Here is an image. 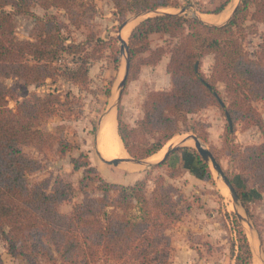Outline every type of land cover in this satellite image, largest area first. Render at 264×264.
<instances>
[{
    "label": "trees",
    "instance_id": "obj_1",
    "mask_svg": "<svg viewBox=\"0 0 264 264\" xmlns=\"http://www.w3.org/2000/svg\"><path fill=\"white\" fill-rule=\"evenodd\" d=\"M111 2L122 25L131 15L179 7L173 0ZM228 4L223 3L215 13H221ZM35 5L54 9L57 14L37 18L33 40H19L15 17L33 14ZM96 11L93 0H0V236L9 254L34 264L40 258L53 264H171L174 246L170 231L182 220L183 210L181 200L165 187L164 176L153 181L151 192L148 176L132 185L111 184L99 176L102 196L94 198L84 190L93 179V167L88 163L79 180L84 199L63 214L60 208L74 200L78 188L68 181H61L54 189L46 181L31 183L30 176L40 170V164L27 156L23 147L48 143L49 135L43 127L63 111L66 101L49 93L17 102L16 111L8 108V100H18V94L3 79H19L37 86L59 77L75 84L85 82L96 59L94 52L106 41L91 33L78 42L71 36V27H87ZM259 25H264V0H240L223 25L208 24L196 16L166 13L148 17L133 29L129 38V77L137 59L140 65L155 66L167 56L170 88L149 92L144 116L136 127L125 123L118 110V135L132 158L153 157L181 133L193 132L204 139V125L191 124L189 116L218 106L233 123V129L227 124L225 138L230 160L240 173L252 179L260 193L264 192V119L257 108L264 102V31L260 32ZM154 35L165 38V45L152 48L150 37ZM250 36L260 40L252 52L245 45ZM119 54L117 49V63ZM207 55L214 59L209 76L201 70ZM67 57L74 67L63 63ZM218 84L224 86V94ZM239 123L244 128L256 126L262 142L237 146L232 136ZM179 150L194 152L202 163L199 176H211L208 164L193 148ZM73 163V170H80L77 160ZM237 194L251 216L244 195ZM233 223L231 254L235 264H253L248 236L237 217ZM0 264H4L1 256Z\"/></svg>",
    "mask_w": 264,
    "mask_h": 264
},
{
    "label": "rangeland",
    "instance_id": "obj_2",
    "mask_svg": "<svg viewBox=\"0 0 264 264\" xmlns=\"http://www.w3.org/2000/svg\"><path fill=\"white\" fill-rule=\"evenodd\" d=\"M93 1L97 5V11L94 18L89 20L88 26L82 29L71 27V36L78 42L84 41L91 33L106 41V44L102 45L103 48L101 46L94 52L96 59L84 83L75 84L59 77L56 81L49 79L43 85L37 86L26 85L19 79H3L4 83L14 88L18 94V100H8V108L12 111H16L17 102L35 95L45 96L54 93L67 103L62 108L63 111L49 119L43 127L49 135L48 143L43 146L26 145L23 147L25 154L40 164V170L30 176L31 183L46 181L51 189L58 187L61 181L75 184L79 190L77 196L71 203L63 204L60 208L63 214H68L75 204L81 203L84 199V193L80 192L79 180L87 170L88 163L93 167L90 172L93 179L84 190L94 198L102 196L99 176L117 185H132L148 176L151 181L147 188L151 192L154 189L153 181L162 175L165 177V187L172 190L181 200L183 210L182 220L170 231L174 246L171 264H235L231 254V242L232 238H235L234 217H237L248 236L253 251V264H264V192L260 193L252 179L240 173L230 160L225 149L228 121L224 111L218 106H210L197 114L190 115L189 120L191 124L200 122L204 125L202 130L206 137L200 140L215 155L237 192L244 195V202L251 216L242 206L241 198L239 205L235 204L229 188L211 163L208 164L211 176L205 178L199 176L202 172V163L194 157V152L176 151L168 157L162 167H158L157 163L172 147L181 149L191 147L198 154L193 141L188 140L189 142L182 143L183 139L194 134L193 132L176 135L162 148L163 152L155 157L144 159L142 164L123 162L114 166L102 160L97 138L104 118L111 112H115L117 118L120 109L123 121L130 127H136L137 122L144 116V103L149 92L170 88V75L166 69L169 57L165 56L155 66L140 65L137 59L134 63L136 67L133 75L131 78L128 77L121 98L118 100L119 84L123 80L126 68V55L121 54L119 41L122 24L115 14L116 9L111 0ZM173 1L178 3V8H161L150 14L129 16L128 25L133 24L134 26L126 40L127 43L129 44L133 29L140 22L158 14L199 16L208 24L223 25L229 21L231 8L216 17L219 14L215 13L217 8L226 1L233 5L239 3L240 0ZM7 9L12 10L11 7ZM182 9H185L184 13L181 12ZM31 12L33 14H22L15 17L16 37L19 40H33L36 34L37 18L57 14L56 10H44L39 5H35ZM207 16L213 17V20H207ZM259 30L263 32L264 25H259ZM165 40L159 35H154L150 37V45L152 48L165 45ZM259 41L258 37L250 36L245 41V45L252 52ZM117 49L120 51L118 63L114 61V52ZM63 63L75 66L69 57ZM213 63L212 55H207L204 61L202 60L201 70L206 76L210 75ZM218 89L224 94L222 84H218ZM257 108L264 119V102L257 104ZM234 129L232 137L237 146L244 147L262 142V135L256 126L244 128L239 123ZM63 146L66 149L65 153H63L65 151ZM74 160H77V164L81 166L78 171L73 170ZM124 163L135 168L129 169L124 166ZM0 256L4 264H34L21 256L9 254L7 244L1 236ZM36 263L53 264L45 258H40ZM56 264L61 263L58 261ZM99 264L111 263L100 261Z\"/></svg>",
    "mask_w": 264,
    "mask_h": 264
},
{
    "label": "water",
    "instance_id": "obj_3",
    "mask_svg": "<svg viewBox=\"0 0 264 264\" xmlns=\"http://www.w3.org/2000/svg\"><path fill=\"white\" fill-rule=\"evenodd\" d=\"M237 6V5H236ZM236 8V7H235ZM235 8L233 9V12L232 14L230 15V17L228 18V20H230V18L232 17L233 13H234V10ZM182 13L185 12V9H182L181 10ZM152 12H147V13H143V14H140V15H145V14H150ZM140 15H136V16H140ZM198 17L199 19H201L202 21H204L201 17L199 16H196ZM227 20V21H228ZM205 22V21H204ZM129 24V21H126L120 28V35H119V41L121 43V54L122 55H126V68H125V74H124V77H123V80L120 82L119 84V89H120V92H119V98L118 100H120L121 98V95H122V92H123V89L125 88L126 86V83H127V80H128V77H129V73H130V67H131V62H130V57H129V44L127 43V41L123 40L122 36H121V33L123 31V29ZM199 67V64L197 63L196 64V69H198ZM222 102V101H221ZM223 103V102H222ZM226 118H227V121L229 123V126L231 127V129H233V123H232V120L229 116V114H226ZM187 140H191L194 142V147L195 149L197 150L198 154L202 157V159L207 163H211L214 170L222 177L224 183L227 185V187L229 188L232 196H233V199H234V202L236 205H239V196L234 188V186L231 184V181L229 180V178L226 176L222 166L220 165V163L216 160L215 156L213 155V153L208 150L205 145L202 143V141L195 135V134H191L189 136H187V138H184L183 139V142L182 143H185ZM180 147H172V148H169L167 150V152L164 154L162 160H160L157 165H159L160 163L164 162L173 152H175L176 150H178ZM101 156V155H100ZM128 158H118V159H113V160H106L105 158H102V160L109 164V165H114V166H118L119 164L123 163V162H134V163H137V164H142L144 162V160H136L134 158H132L129 154H128ZM239 219H241V217H239Z\"/></svg>",
    "mask_w": 264,
    "mask_h": 264
},
{
    "label": "bare ground",
    "instance_id": "obj_4",
    "mask_svg": "<svg viewBox=\"0 0 264 264\" xmlns=\"http://www.w3.org/2000/svg\"><path fill=\"white\" fill-rule=\"evenodd\" d=\"M206 19L209 21H212L213 17H206ZM133 26H134L133 24H130V25H127L123 29L121 33L123 40L125 41L127 40ZM187 142L189 141L187 140ZM97 146H98L100 155L106 160L127 158V152L123 146L121 138L118 135L117 118H116L115 112H111L110 114H108L104 118L102 124L100 125L99 135L97 138ZM161 152H163V150H161L158 154L154 155L153 157L159 155ZM124 166L129 169L135 168V167H132V165L127 164V163H124Z\"/></svg>",
    "mask_w": 264,
    "mask_h": 264
},
{
    "label": "crops",
    "instance_id": "obj_5",
    "mask_svg": "<svg viewBox=\"0 0 264 264\" xmlns=\"http://www.w3.org/2000/svg\"><path fill=\"white\" fill-rule=\"evenodd\" d=\"M237 4H238V3H237ZM237 4L234 3V4L232 5V3H229L221 13H219L218 15H216V17L222 15L226 10H228V8H231V11L233 12V9L236 7ZM232 12H231V14H232ZM231 14H230V15H231ZM207 17H208V16H207ZM202 60L204 61V58H203Z\"/></svg>",
    "mask_w": 264,
    "mask_h": 264
}]
</instances>
